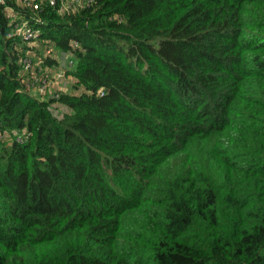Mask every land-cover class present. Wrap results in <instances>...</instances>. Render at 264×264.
<instances>
[{"label":"trees","instance_id":"obj_1","mask_svg":"<svg viewBox=\"0 0 264 264\" xmlns=\"http://www.w3.org/2000/svg\"><path fill=\"white\" fill-rule=\"evenodd\" d=\"M16 3L0 2V264H264V0ZM27 56L72 90L34 94Z\"/></svg>","mask_w":264,"mask_h":264},{"label":"built area","instance_id":"obj_2","mask_svg":"<svg viewBox=\"0 0 264 264\" xmlns=\"http://www.w3.org/2000/svg\"><path fill=\"white\" fill-rule=\"evenodd\" d=\"M24 6L26 7H31L34 10H37L40 8L41 2L42 0H19ZM52 3L56 4L58 1L61 0H50ZM93 0H76L77 4H88L91 3ZM0 2L5 3V0H0ZM6 9H12L11 6L7 5ZM21 16L23 19L21 21H17L15 22V29L16 32L18 34H20L22 37L26 38L27 40H30V42L32 40L34 41H38L39 40V35H40V30L38 28V23L40 22L39 19H33V20H26L24 19L21 13H16L15 16ZM74 46H79V42L78 41H73L72 42ZM44 46H49L48 48H46L47 50L44 51V56L47 55H52L57 53L56 47L54 43H50L48 45H44ZM58 54V53H57ZM22 73H26L29 72L31 70V66H32V57L27 56L24 57L22 59ZM75 63L76 60L73 56H69L66 60V65L67 68H73L75 67ZM59 72V76L62 77L63 75H65V73L63 71H58ZM34 79L33 82L30 83V86L33 87V89H40L41 92H45L46 88L48 87V82H47V78H43L41 75L39 74H34Z\"/></svg>","mask_w":264,"mask_h":264},{"label":"rangeland","instance_id":"obj_3","mask_svg":"<svg viewBox=\"0 0 264 264\" xmlns=\"http://www.w3.org/2000/svg\"><path fill=\"white\" fill-rule=\"evenodd\" d=\"M16 1V7L17 6H21V4L19 3L18 0H14ZM23 5V4H22ZM58 5V9L59 11L63 12L67 9L70 8V6H79L76 2V0H61L57 3ZM9 12V15L10 16H15L16 14V11H14L13 9H9L8 10ZM31 45L32 47L35 49H38V50H41L42 51V54H44V49L46 48V46H41L42 43L39 44L38 41H34L32 40L31 41ZM33 52V50L30 51V54ZM58 55V54H57ZM35 58V57H34ZM33 58V59H34ZM62 59V58H61ZM65 62V61H64ZM38 67H41L43 68V78L46 77L44 75H47L49 76L48 79H47V82H48V91L50 89V91H54L55 89H60V88H68L70 90H72V87L70 85H72V82H74L73 78L68 75H63L62 77L59 76V72L58 71H61L60 68H57V67H54L55 69H50V67H46L44 64H42L39 59L36 57V61L32 64L31 66V69H32V72H35L37 73L38 71H35V69H37ZM42 70V69H41ZM34 94L36 95H43L44 92H41L40 89H34Z\"/></svg>","mask_w":264,"mask_h":264}]
</instances>
